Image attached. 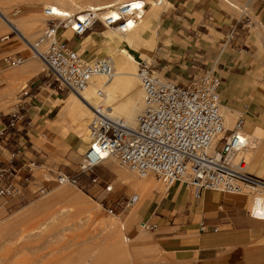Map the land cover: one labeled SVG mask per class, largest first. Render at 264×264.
I'll return each instance as SVG.
<instances>
[{"label": "crops", "instance_id": "1", "mask_svg": "<svg viewBox=\"0 0 264 264\" xmlns=\"http://www.w3.org/2000/svg\"><path fill=\"white\" fill-rule=\"evenodd\" d=\"M81 1L104 5L112 0ZM164 1L168 6L166 4L165 9L159 12L155 46L148 59L152 69L178 82L188 81L191 76L208 69L217 73L221 79L219 91L222 108L231 116L243 115L247 134L253 135L258 131L262 133L258 143L255 142V146L249 148L251 155H247L246 167L249 172L264 180V152L260 158L256 156L264 140V0H256L252 6L257 21L246 11L247 7L241 6L236 0ZM22 9L20 15L10 17L20 24L19 30L0 17L4 24L0 27V109H12V112L0 114V131L4 129L0 135V156L6 161L11 149L25 144L24 148L20 147L21 151L14 161L17 167L29 160L45 162V153L36 147V143H45L43 137H46L49 129L59 135L62 105L56 104V101L65 99L57 93L33 104L36 123L32 125L31 120H28L33 108L30 99L32 94L24 97L19 90L16 97L19 102L21 100L20 104L14 109L12 105L8 106L7 99L11 97L14 85L24 80L23 86H28L27 81L30 82L29 79L38 73L30 75L28 64L31 62L38 65L37 61L30 58L27 61L25 59L17 71L4 74L10 67L3 61L5 55L26 56L17 50V37L23 39L21 29L27 30L36 20L22 21L23 18L39 12V6L36 5L24 6ZM15 111L17 115L12 117ZM22 128L24 131H21ZM74 138L71 137L66 144L76 142L79 146L80 142ZM41 166L43 164L37 167ZM106 168H95L100 180V175H107ZM19 174L23 176L24 170L21 169ZM18 184L21 193L4 199L5 208L10 209L13 204L11 201L18 200L26 190H31L30 184L23 180ZM150 191L142 194L135 192L139 198L141 196V200L138 198L134 205L141 202L138 207L135 205L136 209L133 207V214L132 211L129 213L132 218L130 220L140 210L143 211L141 218L149 214V220L156 225L155 229L149 231L172 263L264 264V220L249 214L245 196L211 190H201L197 196L184 184L174 183L162 191L160 196L157 192L161 190H158L145 209L144 199L150 195Z\"/></svg>", "mask_w": 264, "mask_h": 264}, {"label": "built area", "instance_id": "2", "mask_svg": "<svg viewBox=\"0 0 264 264\" xmlns=\"http://www.w3.org/2000/svg\"><path fill=\"white\" fill-rule=\"evenodd\" d=\"M152 3L163 6V0H153ZM152 3L143 0L140 8H149ZM138 9L133 6V1L107 3L73 12L55 5L43 6L44 27L35 44H28L44 61L47 87L79 94L93 76L112 78L114 69L108 57L94 61L83 59L63 32L69 28L74 37H79L96 25L131 29L140 18ZM37 46H44V51L40 52ZM3 61L10 67L19 66L25 57L10 54L5 55ZM136 76L142 92V108L135 126L128 127L122 118L111 116L109 107L103 100H98L92 106L93 115L87 122L89 144L81 154L77 169L74 173L57 171V184L79 185L81 175L93 184L99 182L95 168L107 156L117 158L138 177L152 175L167 188L182 183L197 196L201 190L247 195L256 181L264 182L246 169L243 150L248 141L243 115L238 114L231 127L225 124L219 91L221 79L217 73L208 69L191 76L188 81L178 82L156 73L150 62L141 61L136 65ZM20 92L24 97L30 95L25 88ZM102 96L103 91L97 89L95 97L101 99ZM16 115V111L12 113V117ZM3 133L4 129L0 135ZM20 147L24 148L25 144L11 149L6 161L0 156V199L19 195L21 180L32 186L36 184L34 170L38 165L34 161L22 162L18 167L14 163ZM21 169L24 170L23 176L19 174ZM36 190L43 192L44 186ZM137 200V194L132 193L116 203L125 209ZM1 206L6 209L3 202ZM256 218L264 220L263 217ZM140 224L145 230L156 228L149 220Z\"/></svg>", "mask_w": 264, "mask_h": 264}, {"label": "rangeland", "instance_id": "3", "mask_svg": "<svg viewBox=\"0 0 264 264\" xmlns=\"http://www.w3.org/2000/svg\"><path fill=\"white\" fill-rule=\"evenodd\" d=\"M236 1L241 4V6H246V11L252 16L251 18L257 21L252 7L256 0ZM163 3H165L164 0ZM35 5L39 6V12L23 18V20L26 21L35 19V26L32 24L30 25L31 28L27 30L21 29V32L30 43L35 42L41 29L44 27V16L41 13L42 7L46 6L44 0H0V8L11 18L20 15L23 11L22 7ZM165 7L166 6H155V10L161 12ZM166 9H168V7ZM15 11L18 12L15 13ZM28 23L26 25H28ZM1 26L3 27L4 24L0 18V27ZM105 29L107 28L101 25L98 27L95 26L84 35L77 36V38L73 37L70 32L67 33V40L71 46H77L79 40L83 39L88 34L93 32L100 33ZM17 39L19 41L17 50L22 51L26 55V61L30 58L37 61L38 65L36 67L38 73L36 76L29 79L30 82L27 81L28 86H25L26 84L24 85L25 87L23 86L24 80L14 85L13 93L11 97L7 99L9 103L8 106L12 105L14 109V104L19 102V99L16 97L17 92L22 88L26 90L30 88L28 93L32 94L30 98L32 107L33 104L36 105L41 102L42 98L51 94L57 95L58 93L63 98L71 96V92H59L55 91L52 87H47L48 78L44 76L43 71L45 64L42 60L40 61V59L33 55L22 39H19V37H17ZM142 39L141 45L145 46H142V48L140 47L139 50L137 46H134L133 50L136 52V59L138 61H148L150 53L147 52L146 56L139 54L140 51L146 52L147 45L149 44L148 39ZM103 43L101 37L95 36V43L89 48V55L83 50L76 51L86 60L90 54L93 56L94 60L104 56L110 59L112 53L104 47ZM130 65L132 67L131 69L134 68L135 72V64L131 62ZM19 66L9 67L4 74L17 71L21 68V66ZM118 78H122L123 81H119V84L112 94L111 89L109 92L112 96L110 101L121 105L123 101L125 102L128 99L127 86H124L127 85V82H124L121 76H117L114 80ZM132 79L133 81L131 82H133L135 93H137L140 89L139 82L134 75ZM90 88L91 99H93L92 101L94 102V96L92 94L93 89ZM12 100L14 104H12ZM8 112H12V109H0V114ZM34 112L36 111L33 107L30 110L31 117L28 119L31 120V125L36 123L33 118ZM227 114L226 126L231 127L238 114H236V116H231L228 112ZM91 116L90 113L84 116V120L81 122L82 124L80 123L81 125L79 128L82 133L80 142L82 143V150L79 149L76 142L71 145L66 144L71 137H75V131L77 129L76 121L69 122L66 127H61L62 131L59 132V135L53 132L52 129H49L46 137L41 136L46 139L45 143H36V147L44 151L46 157L43 163L32 160L36 165L43 164L40 168L36 166L34 170V177L36 179L35 186L30 184L29 188L31 190H26L23 196L18 200L11 201L13 204L10 209H4L1 206L4 200L0 199V216L2 218V222L0 223V264H174L167 254L158 246L157 241L153 239L151 231L141 227L140 222L149 220V214L147 213L144 218H141L140 216L143 215V211L140 210L131 221L128 215L135 205L124 209L123 206L116 203L128 194L135 192L142 194L144 192L143 190L146 189V181L137 191H134L130 183L123 180L121 177L119 178L114 170L104 164L100 166L107 167V175H100V177L107 182L99 180V182L93 184L84 175L80 176V185L73 186L67 184L60 186L55 181L57 171H71L73 173L76 171L78 163L81 160V154L87 147L85 136L86 125ZM21 131H24V129L22 128ZM55 139L57 141L53 143ZM61 142L63 143L61 144ZM263 147L264 140L256 152V156L258 155L259 158L264 152ZM245 158L247 161L248 159L246 156ZM133 174L135 173L133 172ZM134 176L136 180L139 178L136 174ZM149 177H152L151 182L149 181L151 187H147V191L153 190L150 191V195L146 196L144 199L145 209L150 205L158 190H161V192H157V195L160 196L163 193L162 191L166 189L165 185L157 181L152 175ZM108 184L109 188H107ZM43 186V192L36 190ZM63 187L77 193L78 191L76 188L79 189L85 196L81 193H79V195L82 197L84 196L83 198H85L88 204L94 207V210L85 214L76 211V207L67 198L55 195V192ZM34 190L36 191L34 192ZM243 196L247 198V207L250 212L248 203H252V201H250V199L252 200V196L250 194ZM113 215H118V220L115 221V228L113 229L112 227L105 226L106 224L103 225L104 222H108V220L114 218ZM126 217L129 218L126 219ZM102 221L104 222L102 223ZM123 237H126L127 241H123ZM124 249L126 251H124Z\"/></svg>", "mask_w": 264, "mask_h": 264}, {"label": "bare ground", "instance_id": "4", "mask_svg": "<svg viewBox=\"0 0 264 264\" xmlns=\"http://www.w3.org/2000/svg\"><path fill=\"white\" fill-rule=\"evenodd\" d=\"M128 1H133V6H136L139 8L137 12H138V14H140V16H139L140 18L137 22L134 23V27H132L131 29L125 28L123 30L119 29V28L112 29L109 27V28L101 31L100 33H94L93 32L91 34H88L83 39L79 40V43L77 46H73L75 48V50H79V51L83 50V51H85V53L87 55H89V48L92 46L93 43H95V36L101 37L102 41L104 42L103 43L104 47L107 48L112 53L110 56V62H111V65L114 69V76L112 78L108 79L102 75L93 76L91 78L89 85L83 91H81L79 94L71 92L72 93L71 96H68L67 98H65L63 100L56 101V104L62 105V112L60 114L62 116V123L58 124L56 122L55 124H56V126L58 124V126L66 127L69 122L76 121L77 122V129L75 131L76 141L80 142V139H81L80 137L82 136V133H81L79 127L82 124L81 122L84 120V116H87L89 113L91 115H93L92 106L95 105L98 100H103L104 103L109 107L110 115L115 117V118H118V117L122 118L128 127H134L135 126L137 115L141 111V108H142V92H141V88H140L139 91L137 93H135V89H134L135 87H133V82H131V81H133L132 76L134 75L137 80H138V78L136 76V67H135V72H134V68L131 69L132 67H131L130 63L132 62L136 66L137 63L141 62V61H138L136 59V52H135V50H133V47L137 46V49L139 50L140 47L142 48V46H145V45H141L142 44L141 41H143L142 38L148 39L149 44L148 45L146 44L147 45L146 52L140 51L139 54L146 56L147 52L150 53L153 51L154 46H155V40H156L155 39V34H156L155 30L157 27L156 21H157L159 12L157 10H155L156 9L155 6H157V5L152 3L153 0H151V1L144 0V2H151L152 3V5L149 8H140V5H141L143 0H112L111 3L120 4V3H124V2H128ZM44 2L46 4V6H54L55 5L59 9L67 10L68 12H70V11L73 12L76 10H82V9H85V8L91 7V6H101L102 5L100 3L99 4H93L90 2H83L81 0H44ZM166 4L163 3V7ZM113 14L117 15L116 12H113ZM0 17L3 19V21L7 22V20H8L10 23L14 24L15 25L14 28H17L18 30L20 29V27H19L20 24L18 25L14 20H12L9 16H7L6 12L2 9H0ZM31 20H33V19H31ZM29 28H31V27H29ZM17 29H15V30H17ZM108 31H110V32H108ZM70 32L71 31L69 30V28L63 32L66 39H67V33H70ZM24 37L25 36L23 35V39H24ZM75 38H77V37H75ZM24 42L29 47V49L31 50L33 55L36 56L38 59H40V61L41 60L43 61V59L40 55L34 53L33 49L27 43L28 41L26 40V38H25ZM145 43H146V41H145ZM32 44H35V42ZM37 49L40 52H43L45 47L44 46H37ZM83 59H85V58H83ZM92 60H94V58L90 54V56L87 58V61H92ZM143 61H147V60H143ZM147 62H149V61H147ZM43 63H44V61H43ZM35 66L36 65L31 63V62L28 64L27 68L29 69L28 71L31 72V73L29 72L30 75L31 74L34 75V74H36V72H38L37 67H35ZM12 67H15V66H12ZM117 76L123 77L124 82H127V85H124V86H127V94H128L127 98L128 99L125 102L123 101L121 103V105L117 104L115 102L112 103V101H110V98H112V96L110 95L109 90L110 89L112 90V91L110 90L111 94H112V92H114L117 85L119 84V81L120 80H121V82L123 81L122 78L121 79L118 78L119 80L118 79L114 80ZM138 82H139V80H138ZM139 86H140V84H139ZM90 87L93 89L92 94L94 96V102L92 101L93 99H91V94L89 91ZM97 89H101L103 91V96L101 99H98L95 97V92ZM221 111L225 117V124H226V118H227L228 114H227L226 110L222 107H221ZM75 125H76V123H75ZM86 127H87V125H86ZM261 134L262 133L259 131L253 135L247 134L248 146L243 150V155L246 156L247 159H248V156L250 157V155H251V153H249L250 152L249 148H251L252 146H255V144L258 143L257 140H259L261 138ZM85 136H86V141H87V146H88L89 138L87 136V128H86V135ZM78 137H79V139H78ZM81 146H82V143L80 142V145L78 146L80 150H82ZM245 160H246V158H245ZM102 164H104L105 166L114 170L117 173V175L119 176V178L121 177L123 180L130 183V185L133 186L134 191H137L145 183V181L147 182L146 183V189H144L143 191H147V187L148 188L151 187L150 182H151L152 177H149V176L139 177L136 180V178L134 176L135 174H133V171L130 170L129 168H127L126 166H125L126 167L125 168L119 162V160L117 158H115L114 156L105 157L102 160ZM119 164L122 166H120ZM123 167H124V169H123ZM126 169L128 170V172ZM64 185H67V184H61L60 186H64ZM69 185L75 186L74 184H69ZM66 187L65 188L63 187L60 190L56 191L55 195L63 196L65 198H67L76 207V209H77L76 211H78L80 213H83V214L90 213L91 211L94 210V207L91 206L90 204H88L87 201L85 200V198H83L85 196L83 192H81L77 188H76V190L78 191V193L73 192L71 190H68V188H66ZM165 188L167 189V187H165ZM79 193L83 194L84 196L83 197L80 196ZM250 195L252 196L251 197L252 200L250 199V201H252V203H248V205L250 207L249 208L250 214L255 216V217H263L264 218V182L256 181L252 185ZM139 199L141 200V197ZM140 202L138 204H135V205H137V207H138L140 205ZM135 209H136V206H135ZM133 210H132V214H133ZM134 212H135V210H134ZM130 213H131V211H130ZM113 216H114V218L108 220V222L102 221V223L104 222L103 225L106 224L105 226H109V227H112L114 229L115 228V221L118 220V215H113ZM128 216L130 217V215H128ZM129 217H126V219ZM133 218H134V216H133ZM123 241H127L126 237H123ZM124 251H126V250L124 249Z\"/></svg>", "mask_w": 264, "mask_h": 264}, {"label": "trees", "instance_id": "5", "mask_svg": "<svg viewBox=\"0 0 264 264\" xmlns=\"http://www.w3.org/2000/svg\"><path fill=\"white\" fill-rule=\"evenodd\" d=\"M86 177V176H85ZM87 178V177H86ZM88 179V178H87ZM89 180V179H88ZM90 181V180H89ZM79 185H80V177H79Z\"/></svg>", "mask_w": 264, "mask_h": 264}, {"label": "water", "instance_id": "6", "mask_svg": "<svg viewBox=\"0 0 264 264\" xmlns=\"http://www.w3.org/2000/svg\"><path fill=\"white\" fill-rule=\"evenodd\" d=\"M109 188V186H107Z\"/></svg>", "mask_w": 264, "mask_h": 264}]
</instances>
